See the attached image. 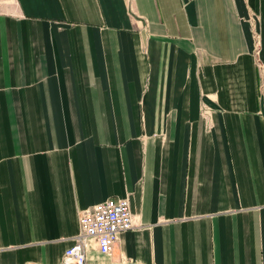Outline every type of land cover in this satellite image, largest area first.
I'll use <instances>...</instances> for the list:
<instances>
[{"label": "crops", "instance_id": "1", "mask_svg": "<svg viewBox=\"0 0 264 264\" xmlns=\"http://www.w3.org/2000/svg\"><path fill=\"white\" fill-rule=\"evenodd\" d=\"M122 198L86 264H264V0H0V264Z\"/></svg>", "mask_w": 264, "mask_h": 264}, {"label": "built area", "instance_id": "2", "mask_svg": "<svg viewBox=\"0 0 264 264\" xmlns=\"http://www.w3.org/2000/svg\"><path fill=\"white\" fill-rule=\"evenodd\" d=\"M258 46L256 41V51ZM136 227L129 199H109L86 209L80 214V233L65 252L64 262L86 264V255L94 248L112 257L121 235Z\"/></svg>", "mask_w": 264, "mask_h": 264}]
</instances>
